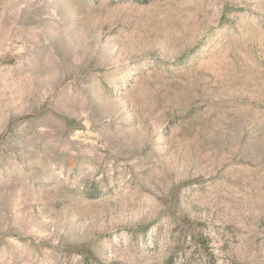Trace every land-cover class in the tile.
Masks as SVG:
<instances>
[{"label": "rangeland", "instance_id": "374dc122", "mask_svg": "<svg viewBox=\"0 0 264 264\" xmlns=\"http://www.w3.org/2000/svg\"><path fill=\"white\" fill-rule=\"evenodd\" d=\"M0 264H264V0H0Z\"/></svg>", "mask_w": 264, "mask_h": 264}]
</instances>
